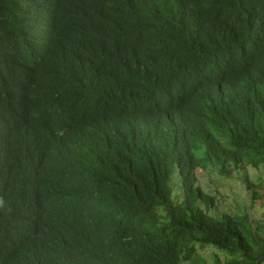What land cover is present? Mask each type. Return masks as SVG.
<instances>
[{
    "label": "trees",
    "instance_id": "16d2710c",
    "mask_svg": "<svg viewBox=\"0 0 264 264\" xmlns=\"http://www.w3.org/2000/svg\"><path fill=\"white\" fill-rule=\"evenodd\" d=\"M251 172L264 0H0V264H264Z\"/></svg>",
    "mask_w": 264,
    "mask_h": 264
},
{
    "label": "rangeland",
    "instance_id": "374dc122",
    "mask_svg": "<svg viewBox=\"0 0 264 264\" xmlns=\"http://www.w3.org/2000/svg\"><path fill=\"white\" fill-rule=\"evenodd\" d=\"M199 184L201 187L208 192H218L220 201L214 203L211 206H206L202 204L203 208L206 212L210 214H219L222 212H226L229 209L235 210L238 207H241V202L244 203L248 201V197L251 194L250 188H247L245 185L241 184L237 180V176H232L231 178H225L218 176L215 173L211 172V168H199L196 171ZM252 183H254L255 190L257 192V196L264 197V172H257V173H249L248 174ZM252 215H255L257 212L256 209L251 210ZM261 213V212H260ZM198 249V257L206 264H214V259L212 257V251L216 252L214 248H199ZM219 254L220 253L216 252ZM181 264H196L193 262H183Z\"/></svg>",
    "mask_w": 264,
    "mask_h": 264
}]
</instances>
